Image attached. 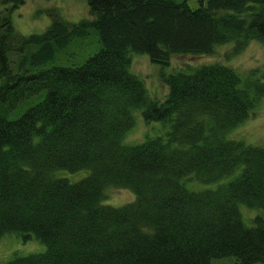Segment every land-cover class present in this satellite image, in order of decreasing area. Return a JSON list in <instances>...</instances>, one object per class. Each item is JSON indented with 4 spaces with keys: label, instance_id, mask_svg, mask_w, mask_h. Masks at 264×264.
Returning <instances> with one entry per match:
<instances>
[{
    "label": "trees",
    "instance_id": "trees-1",
    "mask_svg": "<svg viewBox=\"0 0 264 264\" xmlns=\"http://www.w3.org/2000/svg\"><path fill=\"white\" fill-rule=\"evenodd\" d=\"M23 2L0 0V237L33 235L46 249L1 264H264V215L245 225L237 208L264 209V148L225 138L264 97V74L240 79L218 62L160 72L158 102L128 71L130 53L167 66L172 55L264 42V0H85L88 17L68 22L48 9V25L28 35L10 19ZM89 30L96 52L43 68ZM135 109L165 134L122 144ZM59 169L89 174L69 182L52 175ZM236 171L214 189L181 183ZM108 186L134 199L101 204Z\"/></svg>",
    "mask_w": 264,
    "mask_h": 264
},
{
    "label": "rangeland",
    "instance_id": "rangeland-1",
    "mask_svg": "<svg viewBox=\"0 0 264 264\" xmlns=\"http://www.w3.org/2000/svg\"><path fill=\"white\" fill-rule=\"evenodd\" d=\"M191 8L198 6V0H186ZM48 9H56L58 15L68 21L77 22L88 17V9L85 0H24V2L14 8L10 19L13 29L22 35L40 33L50 22ZM233 43H223L215 45L213 52L201 55H172L167 66L150 63L145 54L130 53L128 71L139 77L149 94L158 102L163 101L167 88L161 83L160 72L172 73L178 70H185L187 67L193 68L202 64L218 62L231 67L240 79L249 76L251 69L256 73L253 77L261 79L264 74V42L258 39H250L238 52H231ZM99 43L95 32L89 30L87 35L80 39L72 40L62 51L58 52L55 58L46 63L44 67L50 65H73L81 63L86 57L96 52ZM188 71V70H186ZM39 96H34L19 103L7 114L8 119L18 117L25 109L33 105ZM133 125L122 138V144L133 145L144 140L146 137L163 136L167 126L160 121L145 122L142 119L139 109L132 112ZM226 139L240 140L246 144L256 145L264 148V97L255 104L248 116L235 127L225 133ZM89 174L88 169H79L74 172L59 169L52 172L54 177H62L69 182H77ZM237 174L227 175L215 182L204 183L186 176L181 179V183L188 190L200 191L214 189ZM104 199L101 204L113 207L124 205L134 199V194L130 189L108 186L104 189ZM241 220L245 225L251 224V219L255 215L263 216L264 209L256 207H246L238 203ZM46 249L43 242L31 235L22 240L21 236L15 232H9L0 237V264L14 256H24L27 254L42 253Z\"/></svg>",
    "mask_w": 264,
    "mask_h": 264
}]
</instances>
